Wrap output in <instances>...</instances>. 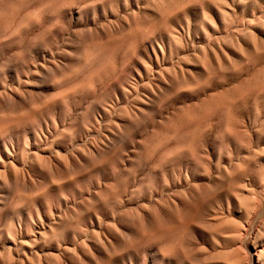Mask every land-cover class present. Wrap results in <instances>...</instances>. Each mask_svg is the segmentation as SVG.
Wrapping results in <instances>:
<instances>
[{"label": "rangeland", "instance_id": "1", "mask_svg": "<svg viewBox=\"0 0 264 264\" xmlns=\"http://www.w3.org/2000/svg\"><path fill=\"white\" fill-rule=\"evenodd\" d=\"M0 264H264V0H0Z\"/></svg>", "mask_w": 264, "mask_h": 264}]
</instances>
